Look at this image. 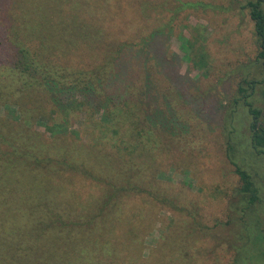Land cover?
<instances>
[{
  "label": "trees",
  "instance_id": "obj_1",
  "mask_svg": "<svg viewBox=\"0 0 264 264\" xmlns=\"http://www.w3.org/2000/svg\"><path fill=\"white\" fill-rule=\"evenodd\" d=\"M17 1L18 5L8 11L10 18L0 14V106L14 104L22 117L32 114L35 121L43 122L50 135L34 132L36 142L31 143L21 130L24 125L8 123L0 111V264H149L142 255L144 247L139 233L142 217L139 210L128 208V200L139 202L147 198L158 204L172 203L169 197L155 193L151 184L159 182L161 170L150 162L151 151L161 143L159 140L156 143L155 134L169 132L166 128L172 116L167 120L143 104L150 88L154 89L152 81L161 76L159 69L149 61L135 67L126 55L130 46L129 53L138 58L153 44L154 35L139 34L132 42L118 41L99 66L75 69L66 65L65 53H71L81 43L87 47L102 44L100 35L104 31L95 37L92 29L106 27L112 14L106 9L93 18L94 13L88 9L96 5L60 0L61 4L54 6L47 17L37 16L31 12L33 6L37 7L33 0ZM21 3H25L24 7ZM201 5V1L180 0L178 8ZM242 8L249 11L258 43L257 58L264 64V0H246ZM58 30L73 33L76 42L69 38L70 44L64 43L56 33ZM85 34L90 39H85ZM53 35L55 41L49 43L54 40L50 37ZM110 41L106 44H111ZM182 47L195 65L197 57L205 61L206 55H196L189 37L183 39ZM257 83L253 78H244L238 85L240 98L236 103L242 100L248 108L252 147L264 154V111L249 99L256 92ZM45 100L53 103L63 116L81 108L86 114L100 104L104 109L103 124L118 134L115 150L111 153L99 149V143L83 146L72 141L73 136L63 135V123L53 119L54 107L49 111ZM167 136L166 145L179 138L170 132ZM1 144L7 145L5 150ZM235 165L240 177L238 192L249 206L260 202V191L252 174ZM75 175L88 179L101 193L88 207L78 191H68L61 197L63 177L73 182ZM18 190V204L25 207L11 211L12 192ZM12 217L29 226L23 229L19 224L20 230L12 228L9 224ZM257 239L264 243L262 231L255 243ZM260 258L264 260V250ZM260 258L249 257L245 263L259 264ZM158 264L176 262L161 254ZM179 264H187L186 256Z\"/></svg>",
  "mask_w": 264,
  "mask_h": 264
},
{
  "label": "rangeland",
  "instance_id": "obj_2",
  "mask_svg": "<svg viewBox=\"0 0 264 264\" xmlns=\"http://www.w3.org/2000/svg\"><path fill=\"white\" fill-rule=\"evenodd\" d=\"M33 1L37 7L33 6L31 12L45 17L54 6L61 4L60 0ZM73 1L96 5L88 9L94 13L93 18L106 9L113 17L106 27L92 29L95 37L104 31L100 35L102 44L97 42L87 47L81 43L71 53H65L64 61L71 68L99 66L118 41L132 42L131 39L139 34L154 35L153 44L151 42L138 58L129 53L130 46L126 57L135 67L149 61L159 69L161 76L152 81L154 89L150 88L143 104L153 113L157 110L167 120L172 116L166 129L179 138L166 145L169 132L160 130L155 137L156 143L158 140L161 143L150 155V162L161 170L159 182L151 185L155 193L169 197L172 203L158 204L147 198L139 202L128 200V208L139 210L142 217L139 233L143 257L149 264H158L161 254L171 256L176 264L184 256L187 264H246L249 257L260 258L264 243L259 239L255 243V238L260 231L264 233V154L252 147L248 108L242 100L236 103L240 98L239 83L244 78H253L258 83L256 92L249 99L264 111V64L257 58L258 43L249 11L242 8L246 0H183L203 4L186 9L178 8L180 0ZM21 4L24 7L25 3ZM17 5V0H0L1 16L10 18L8 11ZM56 33L64 43L70 44L69 38L76 42L71 32L58 30ZM85 36L90 39L88 34ZM50 37L54 40L49 43H54L55 35ZM185 37L194 42L197 56L206 55L204 62L200 57H194L198 63L195 65L187 58L182 47ZM109 40L112 43L106 44ZM45 103L49 111L52 107L56 109L53 103L46 100ZM83 109H72L69 116H63L57 110L51 112L53 119L63 123V135L73 136L72 141L83 146L99 143L97 148L112 153L118 134L103 124V107L95 104L86 114ZM0 111L7 122L24 125L20 129L31 143L36 142L32 137L34 132L50 135L42 121H35L32 114L22 117L19 107L14 104L2 105ZM159 118L165 122L163 117ZM1 145L5 150L7 145ZM235 164L252 174L260 191V202L249 206L238 192L240 177L235 172ZM144 166L147 169L148 165ZM73 179L70 182L63 177L61 197L68 191H78L88 207L101 193L88 179L77 175ZM144 187L148 188L147 185ZM19 192H12L11 211L15 207H25L18 204L16 194ZM9 224L20 230L18 218H10ZM21 226L25 229L29 225ZM253 262L258 263L257 259ZM259 264H264L262 258Z\"/></svg>",
  "mask_w": 264,
  "mask_h": 264
}]
</instances>
